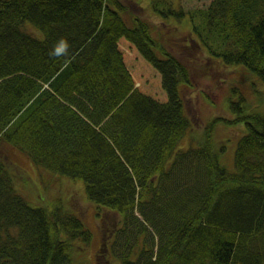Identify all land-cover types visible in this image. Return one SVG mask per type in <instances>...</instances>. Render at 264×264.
I'll return each instance as SVG.
<instances>
[{"label":"trees","instance_id":"16d2710c","mask_svg":"<svg viewBox=\"0 0 264 264\" xmlns=\"http://www.w3.org/2000/svg\"><path fill=\"white\" fill-rule=\"evenodd\" d=\"M137 1L164 24L125 0H0V151L83 180L99 219L105 208L124 217L112 229L100 221L115 251L100 245L96 264H264V110L239 96L228 102L234 117L198 129L187 97L203 75L194 64L208 75L221 59L264 80V0L189 11ZM187 15L190 33L176 40L181 23L170 18ZM61 38L67 56L50 55ZM127 46L161 73L166 100L136 85ZM220 120L243 127L233 163L213 136ZM17 179L0 152V264H77L91 229L61 200L32 203ZM150 225L158 241L143 233Z\"/></svg>","mask_w":264,"mask_h":264},{"label":"rangeland","instance_id":"374dc122","mask_svg":"<svg viewBox=\"0 0 264 264\" xmlns=\"http://www.w3.org/2000/svg\"><path fill=\"white\" fill-rule=\"evenodd\" d=\"M125 1L129 4L130 10L133 13L149 19L153 24H164L163 18H157V14L153 13V10L148 8V3L144 1L138 2L137 0ZM180 1L182 8L185 11H189L207 7L212 0ZM177 19L178 18L172 20V18H170L169 21L173 26L181 23L180 28L177 26V29L172 33V37L176 40L180 38L179 34L181 28L182 34L186 33L188 35L192 27L188 15L176 24H172V22ZM171 25L165 28V32L170 31ZM35 32L38 35L42 34L38 29H36ZM128 42L126 38L122 39V44ZM134 48H129V46H127L126 52L128 54L129 66L136 80V85L139 83V88L144 92L152 94L160 100H166L167 94L162 85L161 73L147 61L136 48ZM196 51L197 49L193 47L189 48L188 53L193 55ZM202 55L205 57L204 61L206 60V56L209 57L206 53L204 54V52H202ZM218 62L224 65L221 59H218ZM223 65H210L209 68L211 73L208 75H205L206 69L200 67V65H192L197 75L203 74L201 77L195 79L197 83L193 89L188 92L187 96L189 101V112L192 114L198 129L217 115L234 117L235 113L228 107V102L230 99L236 100L239 96H244L248 102H252L253 105H257L260 109L264 110V80L256 73L246 68V70L243 69L241 64L227 67ZM232 87H236L237 90L233 91L234 88L232 89ZM256 88L257 91L254 90ZM243 134V127L240 123L228 124L220 120L215 124L213 134L215 141L220 145L222 142L227 145V149L225 150L226 163L228 160L233 163L236 143ZM185 140L187 143V137L183 141ZM188 145H190V143H188L187 146ZM0 152L6 156L11 164V168L18 175L17 182L19 191L26 195L32 203L51 207L55 201L61 200L67 208L80 215L85 225L91 229L93 232L92 241L84 249L76 250L73 255L75 263L96 264V253L99 252L100 245H102L103 249L105 247L103 244L107 242L110 244V241L112 242V246L105 247V251H109L110 249L115 251L113 240L110 239V241H108V238L112 235H109L107 231L103 232L100 221H104L102 224L108 229L109 226L119 227L124 217L117 212L105 208L103 209L105 220L99 219V216L96 214L98 209L97 204L87 198L83 180L71 179L38 166L27 156L21 155L16 149L13 150V147L8 144L3 145ZM135 213L140 216L137 209ZM128 217L131 218L132 214H129ZM143 233L147 235L148 242L151 241L152 237L156 238L154 235H157L154 227L151 225ZM156 241H158V236ZM116 251H118V249ZM99 258L103 261L102 255H99Z\"/></svg>","mask_w":264,"mask_h":264},{"label":"clouds","instance_id":"9594fccd","mask_svg":"<svg viewBox=\"0 0 264 264\" xmlns=\"http://www.w3.org/2000/svg\"><path fill=\"white\" fill-rule=\"evenodd\" d=\"M68 48H69V44L67 42L66 39L61 38L57 44L54 46V49L52 50V52H50V55H55V56H67L68 54Z\"/></svg>","mask_w":264,"mask_h":264},{"label":"bare ground","instance_id":"6f19581e","mask_svg":"<svg viewBox=\"0 0 264 264\" xmlns=\"http://www.w3.org/2000/svg\"><path fill=\"white\" fill-rule=\"evenodd\" d=\"M104 245L107 247V246L109 245V242H107V243H104Z\"/></svg>","mask_w":264,"mask_h":264},{"label":"flooded vegetation","instance_id":"af4514ba","mask_svg":"<svg viewBox=\"0 0 264 264\" xmlns=\"http://www.w3.org/2000/svg\"><path fill=\"white\" fill-rule=\"evenodd\" d=\"M109 228L112 229V227H110V226L108 227V229H109ZM114 228H116V227H114Z\"/></svg>","mask_w":264,"mask_h":264}]
</instances>
